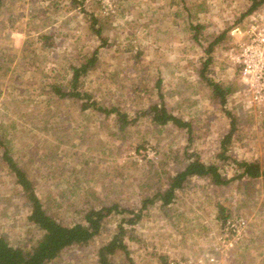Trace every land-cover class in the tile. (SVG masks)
Instances as JSON below:
<instances>
[{
  "label": "rangeland",
  "instance_id": "1",
  "mask_svg": "<svg viewBox=\"0 0 264 264\" xmlns=\"http://www.w3.org/2000/svg\"><path fill=\"white\" fill-rule=\"evenodd\" d=\"M249 4L116 0L105 13L100 0H0V51L7 65L0 70V133L50 214L71 224L102 205L136 211L191 157L217 164L225 177L237 171L234 159H264V10L248 12ZM39 33L50 35L49 45ZM218 35L208 54L204 47ZM94 49L96 61L78 88L102 107L125 112L124 126L116 113L82 109L80 99L50 89L49 83L68 87L70 65L83 63ZM201 71L227 88L224 105ZM161 95L169 112L191 122L190 130L152 120L146 111ZM226 111L235 122L223 159ZM219 204L220 218L247 220L228 250L219 237ZM29 210L0 157V235L9 243L28 248L39 237ZM141 214L129 224L122 220L129 213L113 211L87 243L68 245L45 264H98L97 249L119 222L134 264H167L169 257L202 261L213 251L222 264H264V175L225 184L190 176L169 204L155 198ZM113 259L131 264L119 249Z\"/></svg>",
  "mask_w": 264,
  "mask_h": 264
},
{
  "label": "trees",
  "instance_id": "2",
  "mask_svg": "<svg viewBox=\"0 0 264 264\" xmlns=\"http://www.w3.org/2000/svg\"><path fill=\"white\" fill-rule=\"evenodd\" d=\"M260 2H262V0H252L247 11L255 8ZM191 27L194 30L193 34L196 36L200 24L196 23ZM95 31L100 34L99 28H96ZM220 36L221 35L215 37L206 47H204V50L208 54H210L212 45L218 40V38H220ZM49 37L50 35H47L46 33H39V40L41 41V39H43L45 45H49V43L46 42ZM210 57V55H207L205 60L208 61ZM96 58V49H94L92 54L83 63H80L79 65H70L71 77L68 82V87L58 85L57 83H49V86L51 85L50 89L59 97L64 96L80 99V106L82 109L93 107L104 111L105 114L114 112L117 114L120 126H124L129 120L125 112H121L118 107L114 106L102 107V105L98 104V102L92 98L90 93L78 88V80L81 74L87 72L89 67L95 63ZM4 66L5 68L7 67L6 53L1 50L0 70L4 69ZM201 76L205 78L206 82L212 87L213 93L219 97L220 102L224 105L227 88L223 87L219 82L206 77L203 71H201ZM146 112L150 113L152 120L157 124H164L171 121L178 126L185 127L187 130H190L191 128L190 121L181 119L168 111L163 102L162 95L160 101L149 105ZM226 112L229 113V111ZM229 116L230 130L225 134L224 139L221 140L220 143L222 146L220 155L223 159L226 158L224 155L226 152V143L231 136L235 122V118L231 113H229ZM0 147L1 159L14 173L15 181L20 186V190L30 206L27 217L39 230V237L28 248L21 245L11 244L3 235H0V264H45L57 257L64 247L74 243H87L100 231L102 219L113 211H126L129 213V216L123 217L122 220H125L129 224H134L135 221L141 217L143 207L148 203H152L155 198L161 200L163 205L169 204L174 199L175 190L183 187L184 181L189 179L190 176H208L214 183L225 184L237 178H254L264 175V159H234L237 171L233 175L225 177L219 171L217 164L205 163L197 157H191L182 169L177 170L171 175L168 185L163 191L155 192L151 197L144 198L141 206L136 211L134 209L119 208L117 203H112L110 205H102L98 208H88L83 215L84 222L65 224L56 219L48 212L46 207H44L41 198L35 190L33 181L28 177L26 170L11 155L10 148L5 141V135L2 133H0ZM218 207L219 214L221 213L219 215L220 218L223 214L224 207L221 204H219ZM125 234H127L126 226H124L122 222H119L117 230L111 238L98 247V264H115L113 255L118 249L123 252V256L126 257L131 264H134L129 257V251L124 242Z\"/></svg>",
  "mask_w": 264,
  "mask_h": 264
},
{
  "label": "built area",
  "instance_id": "3",
  "mask_svg": "<svg viewBox=\"0 0 264 264\" xmlns=\"http://www.w3.org/2000/svg\"><path fill=\"white\" fill-rule=\"evenodd\" d=\"M102 2L103 10L105 13L113 10L115 6L116 0H100ZM259 30L260 33L264 34V26ZM234 30H239L238 27H234ZM264 39V37H262ZM245 70H248L245 68ZM220 227L222 228L220 231L219 237L223 238V246L225 249H230L234 243L238 242L242 233L245 230L247 220L242 216H226L224 218H220L219 220ZM167 264H222L219 254L216 252H209L205 255L204 259L201 261L195 260L193 258H175L169 257L167 260Z\"/></svg>",
  "mask_w": 264,
  "mask_h": 264
},
{
  "label": "crops",
  "instance_id": "4",
  "mask_svg": "<svg viewBox=\"0 0 264 264\" xmlns=\"http://www.w3.org/2000/svg\"><path fill=\"white\" fill-rule=\"evenodd\" d=\"M251 1L252 0H250V4H251ZM250 4L248 5V7L250 6ZM263 8V10H264V0H262V2H260L255 8H253L252 10H250L251 12L252 11H254V10H258V9H262ZM248 9V8H247ZM250 11H248V12H250Z\"/></svg>",
  "mask_w": 264,
  "mask_h": 264
}]
</instances>
